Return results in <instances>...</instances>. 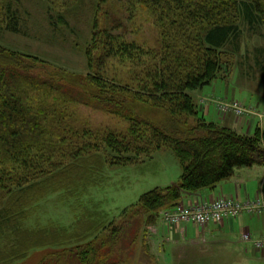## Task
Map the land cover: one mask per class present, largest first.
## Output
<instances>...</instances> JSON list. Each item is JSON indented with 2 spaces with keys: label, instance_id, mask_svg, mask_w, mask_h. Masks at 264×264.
<instances>
[{
  "label": "trees",
  "instance_id": "1",
  "mask_svg": "<svg viewBox=\"0 0 264 264\" xmlns=\"http://www.w3.org/2000/svg\"><path fill=\"white\" fill-rule=\"evenodd\" d=\"M97 1L110 8L102 28L97 19L93 23L85 85L37 73L35 59L0 46V264H18L41 249L50 253L38 264H131L133 251L125 252L133 249L138 226L155 224L161 211L215 188L237 168L264 165V132L242 133L207 121L191 95L230 65L223 47L240 34V22L264 26V0ZM4 8V27L16 32L18 19L9 5ZM138 10L148 12L159 30L158 51L127 36L126 23ZM130 97L145 98L165 114L164 121L140 118L128 105ZM79 105L123 117L129 127L102 137L99 145H67L65 116H58ZM162 149L179 160L178 182L141 195L116 219L122 224L94 222L77 231L80 219L91 221L88 214L76 216L68 228L50 221L25 226L47 197L77 194L83 185H95L103 169L142 163ZM84 151L102 155L82 157ZM128 234L129 246L123 240Z\"/></svg>",
  "mask_w": 264,
  "mask_h": 264
},
{
  "label": "rangeland",
  "instance_id": "2",
  "mask_svg": "<svg viewBox=\"0 0 264 264\" xmlns=\"http://www.w3.org/2000/svg\"><path fill=\"white\" fill-rule=\"evenodd\" d=\"M5 5L10 6L18 19L16 32L4 27L8 22L3 24ZM108 8V4L100 8L97 0H70L69 3L65 0H0V46L29 57V62L35 59L32 64L37 73L53 74L62 80L81 83L88 72L85 49L91 39L93 23L97 19L98 27L102 28L105 23L103 13ZM60 17H64L65 24L59 22ZM126 25L127 36L133 42L146 49H160L159 30L148 12L136 11L133 20ZM239 33L223 47L230 65L227 64L210 85L191 95L207 121L213 122L214 115L221 120L230 115L236 122L247 120L253 124L252 132L255 128L264 132V26L250 28L240 22ZM82 84L85 85L84 82ZM132 99L135 98L128 99V105L140 118L151 123L164 121L165 114L145 103V98L141 102ZM220 103L226 106L238 103L244 114L238 117L226 112ZM69 110L68 116L62 114L58 119L65 116L62 127L65 144L70 146L99 145L102 137L125 133L129 127L125 118L87 106H72ZM210 111L214 115L212 112L208 115ZM94 153L102 155L99 151H84L81 155L86 157ZM255 169L259 171L261 168ZM180 175L179 160L167 149L156 152L152 159L142 163L107 167L102 175L95 176L97 183L83 185L80 194L62 193L40 202V208L29 213L25 226L34 229L44 227L50 221L68 228L76 216L88 214L92 215L91 221L80 219L77 231L82 232L86 225H94V222L110 223L114 220L118 225L122 222L116 220L120 213L135 204L141 195L157 187L169 186L171 182L176 183ZM129 219L125 223L133 224ZM138 228V239L133 249L128 248L125 252L127 256L133 251L131 264H173L171 232H175L176 227H169L159 219L153 225L141 224ZM123 238L129 246L130 234ZM49 251H33L18 264H38Z\"/></svg>",
  "mask_w": 264,
  "mask_h": 264
},
{
  "label": "crops",
  "instance_id": "3",
  "mask_svg": "<svg viewBox=\"0 0 264 264\" xmlns=\"http://www.w3.org/2000/svg\"><path fill=\"white\" fill-rule=\"evenodd\" d=\"M211 112L213 114L210 111L208 115ZM243 121L236 122L230 115L221 120L214 115L213 122L242 133H251L253 124ZM255 167L261 169L258 171ZM260 196L264 197V165H254L237 168L231 178L215 188L203 190L197 195H186L181 202L190 204L196 200L211 201L218 197L245 201ZM245 233L252 239L264 238V215L242 213L236 219L205 227L192 224L178 226L175 232H171L173 264H264V250H256L252 243L243 241L241 236ZM176 257L178 261H175Z\"/></svg>",
  "mask_w": 264,
  "mask_h": 264
},
{
  "label": "built area",
  "instance_id": "4",
  "mask_svg": "<svg viewBox=\"0 0 264 264\" xmlns=\"http://www.w3.org/2000/svg\"><path fill=\"white\" fill-rule=\"evenodd\" d=\"M226 112L241 117L244 114L243 108L238 103L231 105L219 104ZM227 109H226V108ZM264 215V197H253L245 201L229 197H218L211 201L196 200L190 204H179L172 209L161 211V220L169 227L185 226L187 224L196 227H205L208 224H219L225 220H232L239 217L240 214ZM241 239L252 243L254 249L264 250V238L252 239L249 234H243Z\"/></svg>",
  "mask_w": 264,
  "mask_h": 264
}]
</instances>
